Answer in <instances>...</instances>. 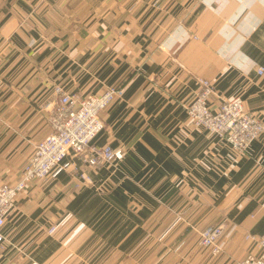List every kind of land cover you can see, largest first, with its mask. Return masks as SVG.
<instances>
[{"label": "crops", "instance_id": "1", "mask_svg": "<svg viewBox=\"0 0 264 264\" xmlns=\"http://www.w3.org/2000/svg\"><path fill=\"white\" fill-rule=\"evenodd\" d=\"M260 67L264 0H0V184L16 182L50 134L41 105L55 85L83 96L121 86L95 143L126 152L117 166L76 160L79 174L34 181L7 218L0 264H237L259 255L264 134L235 154L195 129L186 106L206 79L213 106L240 96L264 122ZM219 224L223 249L213 256L200 231Z\"/></svg>", "mask_w": 264, "mask_h": 264}, {"label": "built area", "instance_id": "2", "mask_svg": "<svg viewBox=\"0 0 264 264\" xmlns=\"http://www.w3.org/2000/svg\"><path fill=\"white\" fill-rule=\"evenodd\" d=\"M264 74V67L258 69ZM200 90L186 106L193 127L215 135L227 144L235 154L248 151L253 142L264 134V122L248 110L242 97L224 100L217 107L211 99L215 94L213 84L197 79ZM123 88L109 86L98 94L81 95L55 85L51 95L41 105L51 127L50 134L34 145L26 160L20 178L14 183L0 184V262L6 249L4 228L19 196L34 181H45L62 172L77 171L76 160L83 166L98 169L117 166L123 162L126 152L110 144L98 145L96 138L105 129L102 119L111 104L121 98ZM81 177H84L82 175ZM85 178V177H84ZM51 228L49 232H52ZM225 225H209L200 231V246L208 248L213 256L221 253ZM247 239H256L247 235ZM261 253L248 255L237 264H264V234L261 236Z\"/></svg>", "mask_w": 264, "mask_h": 264}, {"label": "rangeland", "instance_id": "3", "mask_svg": "<svg viewBox=\"0 0 264 264\" xmlns=\"http://www.w3.org/2000/svg\"><path fill=\"white\" fill-rule=\"evenodd\" d=\"M1 77V76H0ZM158 249L159 250V247H156L155 250Z\"/></svg>", "mask_w": 264, "mask_h": 264}]
</instances>
